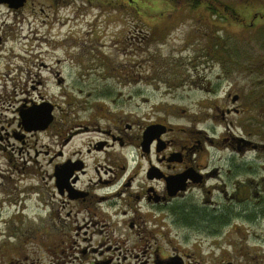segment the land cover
Here are the masks:
<instances>
[{"label":"flooded vegetation","instance_id":"1","mask_svg":"<svg viewBox=\"0 0 264 264\" xmlns=\"http://www.w3.org/2000/svg\"><path fill=\"white\" fill-rule=\"evenodd\" d=\"M34 1L16 9L0 6L18 12ZM252 4L225 13L207 9L238 28L230 31L223 23L211 35L225 87L218 102L199 105L206 114L147 99L129 112L106 114L105 106L97 107L89 125L77 123L58 138L53 157L43 151L51 167L41 176L43 186L25 187L23 200L14 199V190H0V219L12 225L9 239L40 240L45 260L38 264H254V248L220 247L235 224L254 225L255 217H264L254 215L264 206V7L254 12ZM237 44H243L240 51ZM39 62L56 87L64 86L57 68L41 57ZM47 76L36 75L41 96L48 94ZM138 84L129 98L145 94ZM202 89L208 96L209 89ZM97 94L111 97L112 91ZM35 104L17 109L25 133L15 137L23 144L27 134L47 131L53 122L27 131L19 110ZM84 134L92 135L85 146L63 149ZM193 229L197 247L191 246Z\"/></svg>","mask_w":264,"mask_h":264},{"label":"rangeland","instance_id":"2","mask_svg":"<svg viewBox=\"0 0 264 264\" xmlns=\"http://www.w3.org/2000/svg\"><path fill=\"white\" fill-rule=\"evenodd\" d=\"M177 1L35 0L33 6L18 12L0 6L1 191L14 190V199L23 200L27 194L25 187L43 186L41 176L45 169H51L43 151L51 150L53 157L60 148L58 138L77 123L89 125L97 107L105 106L106 114L118 110L129 112L147 99L146 104H175L186 109L187 114L198 116L206 114L200 104L218 102L225 80L210 39L213 41L211 35L224 22L208 13L210 0H202L203 4L196 8L190 5V0ZM217 1L216 8L224 13L219 4L234 8L252 1L254 12L264 7V0ZM231 23L224 24L230 31L236 30L238 27ZM258 35L254 33V38ZM237 46L236 50L240 51L243 44ZM206 49L208 55L203 57ZM40 57L61 72L64 86L56 87L53 74L39 69L42 68ZM71 57L74 60L70 61ZM57 59L60 64L55 63ZM38 73L48 75L47 95L38 94ZM228 78L233 81L227 76V82ZM135 82L145 94L129 98L135 91ZM205 86L209 89L208 96L202 89ZM103 88H109L112 96L99 98L97 93ZM41 100L55 107L53 122L47 131L27 134L23 144L15 137L25 133L18 127L17 109ZM113 104H123V108ZM222 129L218 127L217 131ZM91 137L88 134L77 136L63 149L70 152L85 146ZM5 221L0 219V264L44 261L42 242L9 239L12 225ZM195 223L194 226H201V222ZM233 227V233L220 241L223 243L220 247L229 251L233 247L254 248V264H264V217H255L254 225L235 224ZM80 231L83 233V227ZM189 232L191 246L197 247L195 230ZM68 243L62 242L60 246L67 247Z\"/></svg>","mask_w":264,"mask_h":264},{"label":"water","instance_id":"3","mask_svg":"<svg viewBox=\"0 0 264 264\" xmlns=\"http://www.w3.org/2000/svg\"><path fill=\"white\" fill-rule=\"evenodd\" d=\"M27 0H0L6 3L10 8H19L24 5ZM53 105L50 102L43 101L41 104L33 105L27 109H20L19 114L25 129L42 130L45 129L52 121Z\"/></svg>","mask_w":264,"mask_h":264},{"label":"trees","instance_id":"4","mask_svg":"<svg viewBox=\"0 0 264 264\" xmlns=\"http://www.w3.org/2000/svg\"><path fill=\"white\" fill-rule=\"evenodd\" d=\"M173 1V0H172ZM191 2H190V5H192L194 8H196V7H199L201 4H203V2L204 1H202V0H190ZM178 3H181V0H179V1H177ZM184 3H188L187 1H185ZM183 3V4H184ZM208 3L211 5V7L210 6H208L211 10H214L215 12H217L218 10H220L221 8H216V4H217V6H218V1L217 0H210V1H208ZM215 3V4H214ZM219 5H221L224 9H231V8H233V7H229V5H226V4H219ZM173 6H177L175 3L173 4ZM232 18H235L234 16H232ZM257 210V209H256ZM262 214V213H264V206H261V207H259L258 208V211L256 212L255 211V209H254V215L255 214Z\"/></svg>","mask_w":264,"mask_h":264}]
</instances>
